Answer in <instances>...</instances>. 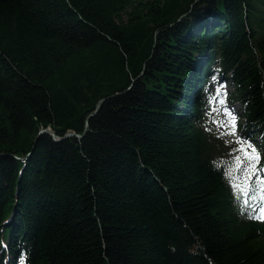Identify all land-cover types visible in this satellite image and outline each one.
Masks as SVG:
<instances>
[{
    "label": "trees",
    "instance_id": "1",
    "mask_svg": "<svg viewBox=\"0 0 264 264\" xmlns=\"http://www.w3.org/2000/svg\"><path fill=\"white\" fill-rule=\"evenodd\" d=\"M263 188L264 0H0V264H264Z\"/></svg>",
    "mask_w": 264,
    "mask_h": 264
},
{
    "label": "rangeland",
    "instance_id": "2",
    "mask_svg": "<svg viewBox=\"0 0 264 264\" xmlns=\"http://www.w3.org/2000/svg\"><path fill=\"white\" fill-rule=\"evenodd\" d=\"M220 84V83H219ZM218 84V85H219ZM217 89H219V93H221L220 97L216 100L217 104H218V111H214L213 114L217 113L218 116H224L226 117V124L228 126H231L230 124V120L232 117H230V113L234 114L233 117L235 118V122L237 121V118H239L240 116L237 115L238 112L237 109H239V107L237 105L231 107V108H227V106H225L223 104L224 98H225V91L226 89H231L230 86H228L226 83L220 85V87L218 86ZM233 131V130H232ZM231 131V132H232ZM230 132V133H231Z\"/></svg>",
    "mask_w": 264,
    "mask_h": 264
},
{
    "label": "snow or ice",
    "instance_id": "3",
    "mask_svg": "<svg viewBox=\"0 0 264 264\" xmlns=\"http://www.w3.org/2000/svg\"><path fill=\"white\" fill-rule=\"evenodd\" d=\"M230 124H231V127L234 129L235 128V118L234 117L231 118ZM229 134L235 135V132L232 131ZM246 159L255 160L258 158L255 155H247ZM228 175H229V178L231 179V172H229ZM234 187L240 195H249V185L247 183L242 181L240 184L234 185ZM261 199H264V197H261ZM253 211L254 212L258 211L260 213L258 218L261 220H264V204H262L258 209H254Z\"/></svg>",
    "mask_w": 264,
    "mask_h": 264
},
{
    "label": "water",
    "instance_id": "4",
    "mask_svg": "<svg viewBox=\"0 0 264 264\" xmlns=\"http://www.w3.org/2000/svg\"><path fill=\"white\" fill-rule=\"evenodd\" d=\"M50 129H45V130H40L39 133H48V134H51V136L54 138V139H58L54 136V133L51 131ZM70 135H73V133L69 132L66 136H70Z\"/></svg>",
    "mask_w": 264,
    "mask_h": 264
},
{
    "label": "bare ground",
    "instance_id": "5",
    "mask_svg": "<svg viewBox=\"0 0 264 264\" xmlns=\"http://www.w3.org/2000/svg\"><path fill=\"white\" fill-rule=\"evenodd\" d=\"M50 132H51V131H50ZM49 135L51 136V134H49ZM0 243H1L2 247H5V244H4L3 241H1Z\"/></svg>",
    "mask_w": 264,
    "mask_h": 264
}]
</instances>
